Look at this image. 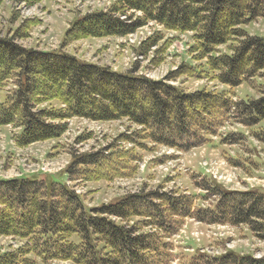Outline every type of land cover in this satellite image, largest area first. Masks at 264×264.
I'll return each mask as SVG.
<instances>
[{
  "label": "trees",
  "instance_id": "16d2710c",
  "mask_svg": "<svg viewBox=\"0 0 264 264\" xmlns=\"http://www.w3.org/2000/svg\"><path fill=\"white\" fill-rule=\"evenodd\" d=\"M14 1L35 5L42 0ZM260 18L264 19V0H118L109 11L85 14L69 25L63 45L85 38L126 37L149 22L165 32L190 33L189 63L156 81L134 71L120 73L88 64L62 50L24 48L15 42L27 36L21 23L11 35L0 37V93H4L0 127L19 130L14 137L18 148L59 140L72 118L127 119L139 127L134 135L123 134L114 145L96 152L70 153L62 173L69 182L132 177L140 158L120 143L137 145L139 138L187 152L207 143L231 120L264 143V36L244 30ZM159 42L162 52L172 39L154 33L137 51L145 55ZM183 74L215 80L230 90L187 92L171 84ZM244 83L258 97L238 99L231 89ZM90 136L82 134L76 142ZM244 139L229 134L221 142L239 145ZM62 174L0 179V237L21 243L1 253L0 264H171L175 255L170 238L188 219L246 226L254 238L264 241V196L257 190L228 191L207 177L192 178L204 192V201L215 199L212 206H196L194 196L158 185L90 208L60 180ZM194 261L264 264V257L228 252L216 259L199 255Z\"/></svg>",
  "mask_w": 264,
  "mask_h": 264
},
{
  "label": "rangeland",
  "instance_id": "374dc122",
  "mask_svg": "<svg viewBox=\"0 0 264 264\" xmlns=\"http://www.w3.org/2000/svg\"><path fill=\"white\" fill-rule=\"evenodd\" d=\"M116 2L118 0H42L35 5H26L16 3L14 0H4L0 5V37L11 35L22 23L27 36L17 38L15 42L24 48L42 52L62 50L85 63L108 67L110 70L120 73L134 71L136 75H142L155 81L163 79L176 71L182 63H189L187 49L192 43L191 34L165 32L153 22L147 23L146 26L139 28L126 37L85 38L69 42L66 45L62 44L65 32L73 20L95 11L107 12ZM138 14L135 16H138ZM126 15L131 14L129 12ZM120 18L125 19L124 16ZM244 30L252 36H264V19L260 18L249 23L244 27ZM158 32L165 39H172L170 47L161 52L158 49L162 42H159L156 47L150 48L145 55L138 53L137 49L141 43ZM220 51L223 52L224 48H220ZM255 83L260 84L263 81L257 80ZM171 84L181 86L187 92L205 89L220 93L230 90L227 86L220 85L215 80L191 77L186 74L174 78ZM231 91L238 99L244 101L258 97L256 91L246 83L231 89ZM3 97L4 93H0V100ZM234 99L236 98L234 97ZM55 106L58 107L56 104ZM67 123V131L59 140L34 143L22 148L15 146L14 137L19 133L17 128L10 125L0 127V179L12 180L30 175L58 176L63 173L65 167L69 164L70 153L96 152L112 144L114 145L116 138L123 134L134 135V133L140 131L138 126L130 124L127 119L112 122H94L72 118ZM225 125V132L227 133L238 130L241 134L245 132L249 135L239 145L231 146V148H226L217 142H212V146H215L221 155H225V153L229 155L231 150L232 160L240 158L251 168V170L246 168L247 173L249 171V174H253L252 169L253 171L259 169L263 174L257 176L264 178V155L261 157L258 153H255V146L252 143L254 139L249 137L251 135L250 130L234 124L231 120L227 121ZM82 134H91V136L89 139L77 143L76 139ZM138 141L140 144L137 145L120 143L121 147L125 149L133 148L140 160L142 159L132 177L116 178L110 181H86L82 179L75 182L71 181L69 187L78 191L84 199V203L90 208L106 205L123 195L137 194L142 188L145 190L157 189L158 185L162 186L164 190L174 189L185 192V194L187 191L195 196L196 192L201 193L199 189L193 186V180L199 181L197 176H205V172L201 167L209 164L208 158L213 171L217 170L219 174L213 173L223 178L219 179L220 182L225 183L227 186L232 185L233 188L237 189L245 187L240 186V182L236 178L238 173H244L245 170L237 168L236 173L233 174L225 169L222 164L218 166L213 160L220 161L218 159L220 156L217 155L218 158L213 159H211V156L207 158L205 148L178 153L173 152L172 148L167 149L160 145H153L148 140L139 138ZM258 145L264 154V143L259 142ZM207 146L211 147V144ZM226 146L229 147L228 142ZM166 149L168 153L165 151ZM164 154H173L176 157L172 160L163 159V162L159 161V157ZM251 163L256 167L251 166ZM40 169H44V171L41 172ZM37 170L39 172L32 173ZM60 177V180L64 182L65 176L62 174ZM259 192L264 196V189L259 190ZM214 203L215 199L211 198L204 203V206L209 207ZM132 221L136 222L137 220L133 219ZM193 223L192 227L184 228L181 233L192 234V236L202 240L200 244L189 242V245L194 249L206 247L208 245L205 242L206 239L209 236L215 239L216 235L213 233L219 231V235L224 236L219 241L211 240L214 247L224 248L227 246L232 249L229 251L241 252L240 254L243 255L251 254L254 251V253H257L258 258L264 257V241L254 238L246 226H243V228H217L208 225L200 227L198 224L204 223ZM214 241L217 242L214 243ZM20 244L15 238L0 237V254L7 250H14ZM177 247L174 251L177 260L175 264H190V259L193 260L192 264H198L194 261L195 258L193 259L194 254L183 253ZM222 251L220 249L218 252ZM66 263L53 261L47 264Z\"/></svg>",
  "mask_w": 264,
  "mask_h": 264
},
{
  "label": "crops",
  "instance_id": "0c3cea01",
  "mask_svg": "<svg viewBox=\"0 0 264 264\" xmlns=\"http://www.w3.org/2000/svg\"><path fill=\"white\" fill-rule=\"evenodd\" d=\"M213 145V143H211V147H206L205 148V151H206V155H207V158L208 157H212L211 159H213V158H218V156H220L221 157V154H220V152L218 151V149L215 147V146H212ZM224 147H226V148H231V146H229V147H227V146H224ZM218 155V156H217ZM246 155V154H245ZM242 165V164H241ZM246 165H248V164H246ZM251 166H255V165H253L252 163H251ZM249 166H247V168H248ZM247 170V169H246ZM253 170V169H252ZM196 195H198V193L196 192ZM193 221H188L187 222V228L188 227H192L193 226ZM200 227H206V225H204V224H198Z\"/></svg>",
  "mask_w": 264,
  "mask_h": 264
},
{
  "label": "built area",
  "instance_id": "2783aa9c",
  "mask_svg": "<svg viewBox=\"0 0 264 264\" xmlns=\"http://www.w3.org/2000/svg\"><path fill=\"white\" fill-rule=\"evenodd\" d=\"M214 176H217L216 173H213ZM218 179H223L220 175L218 176Z\"/></svg>",
  "mask_w": 264,
  "mask_h": 264
}]
</instances>
